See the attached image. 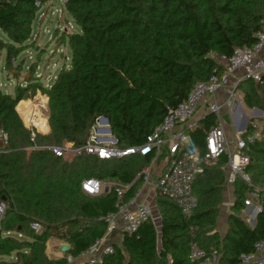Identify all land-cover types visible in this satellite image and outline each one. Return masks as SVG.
Masks as SVG:
<instances>
[{
    "label": "trees",
    "instance_id": "obj_1",
    "mask_svg": "<svg viewBox=\"0 0 264 264\" xmlns=\"http://www.w3.org/2000/svg\"><path fill=\"white\" fill-rule=\"evenodd\" d=\"M47 1L0 0L4 71H11L25 51L36 4L40 7ZM62 7L79 29L67 37L70 65L63 66L46 88L28 81L26 87L16 86L13 96L0 90V131L7 136V145L0 147V206H4L0 257L13 261L0 264H67L66 256L79 258L104 236L102 219L115 212L116 204L113 191L89 197L81 192V182L94 178L133 184L123 199L128 201L140 186L137 176L152 159L101 161L84 154L66 159L47 147H83L100 117L107 119L119 149L141 146L167 110L175 109L198 82L210 77L217 67L210 54L228 57L235 48L250 47L264 18V0H67ZM21 69L19 63L16 70ZM238 88L247 109L262 111L263 126L261 139L248 144L250 163L245 171L252 187L235 182L224 237L214 232L225 185L222 167L227 158L221 157L214 166H204L196 178L197 207L190 219L157 196L160 238L152 221H147L134 233L124 234L119 244H113V252L96 264H198L189 258L191 244L208 258L219 253V264H240L239 256L264 240V85L246 80ZM37 90L47 98L48 132L35 133L31 141V130L24 127L15 107ZM255 122L250 120L248 132ZM215 124L210 114L188 132L200 153L206 132ZM253 188L259 190L261 212L249 227L240 215ZM31 224H38L39 232ZM53 237L70 248L62 259L45 255V244Z\"/></svg>",
    "mask_w": 264,
    "mask_h": 264
},
{
    "label": "built area",
    "instance_id": "obj_2",
    "mask_svg": "<svg viewBox=\"0 0 264 264\" xmlns=\"http://www.w3.org/2000/svg\"><path fill=\"white\" fill-rule=\"evenodd\" d=\"M55 1L60 5H65L67 0ZM38 5L39 3L36 4L37 7ZM254 38L253 45L235 48L228 57L216 53L210 54L217 65L210 77L204 82H198L187 98L175 109H168L161 124L146 137L141 146L119 149L115 145V141H112L114 138L111 133H106L109 126L103 125L102 117H100L95 120L83 147L73 148L72 144H64L62 147H47L56 157H63L67 152H70L73 156L84 154L94 156L101 161L146 156H151L153 160H156L163 152L167 157L165 166L158 175L154 176V179L149 165L142 169L137 176L140 187L128 201L123 199L133 184L121 186L94 178L81 182V192L89 197H97L113 191L116 204L115 212L102 219L106 224L104 236L96 240L77 260H82L83 264L98 263L103 255L113 252V244H119L124 234L130 235L141 224L151 221L152 206L141 199L142 188H152L154 200L157 196L168 199L179 209L185 219H190L197 207L193 184L198 175L202 173L204 166H214L221 157L227 158V163L222 167L226 187L229 186L233 190L236 181L252 187L251 179L245 171L250 163L248 144L261 139L260 124L258 122L252 124L250 132H248L249 124L246 125L242 131L236 132L237 137L231 141V136L224 129L221 117L227 106H231L233 101L239 100L236 98L235 91L240 83L251 80L259 86L264 85V18L261 21V28L255 33ZM231 80L233 81L230 85ZM229 86L231 87L230 93L222 103L218 102L217 98L220 93ZM219 97L221 98V96ZM198 103H201L203 107L208 105L206 113H211L216 121V124L205 134L202 153L188 134L196 125H191V122L196 114L195 109ZM238 106L240 109V104ZM45 118L47 121V116ZM202 118L200 117V119ZM26 128L31 130V141H33L35 133L39 132L33 126ZM6 145L7 136L0 131V147ZM31 150L32 148L27 149L28 152ZM258 193L259 190L256 188L248 193L247 199L243 202L246 208L251 206V200L258 198ZM3 212L4 206H0V217ZM259 212H261V207H254V216L246 214L244 222L251 226V220ZM30 227L36 232L40 230L38 224H31ZM189 258L191 261L208 259L203 251L192 244ZM65 260L67 264H70L75 259L66 256ZM239 261L240 264H264V240L256 242L250 253L241 254Z\"/></svg>",
    "mask_w": 264,
    "mask_h": 264
},
{
    "label": "rangeland",
    "instance_id": "obj_3",
    "mask_svg": "<svg viewBox=\"0 0 264 264\" xmlns=\"http://www.w3.org/2000/svg\"><path fill=\"white\" fill-rule=\"evenodd\" d=\"M59 1V0H58ZM63 5H60L55 0H48L46 3L39 7L36 15V19L32 25L30 39L26 43L25 51L22 52L16 59V62L12 63L11 71H4V61H5V52H0V90L5 92L6 94L14 95V88L16 86L26 87L28 86V81H31L30 84L34 86V84L40 83L43 87H48L52 81L54 80L58 71L63 67H68L70 65V49L68 46V35L72 33L79 32L78 27L75 26L70 16L64 11ZM67 35V36H65ZM65 36V37H64ZM22 64L21 72H17L16 67L18 64ZM33 67V68H32ZM32 68V73H28L27 70ZM32 74V75H31ZM34 74V75H33ZM227 92L230 93L231 87H227ZM235 95L237 99H243V93L239 88L235 91ZM42 98V99H41ZM46 97L41 94L40 91H36L35 95L31 98L27 99L28 101L33 102L37 105L44 117L47 116L46 104L41 106L43 103L42 100ZM25 100V101H27ZM35 100V102H34ZM218 102H223L222 97L217 98ZM24 101V100H23ZM243 101V100H242ZM37 102V103H36ZM242 112L246 115V117L254 120L258 118L260 127L263 116L257 117L254 115V109H247L244 106V103L241 102ZM198 106H201V103H198ZM206 105V110H207ZM228 108V107H227ZM195 109V112H196ZM16 111V110H15ZM17 113V112H16ZM234 112L230 109H227V113L223 114L221 117L222 124L227 134H234L232 129L231 121L233 122V114ZM24 127L26 125L22 120L21 116L17 113ZM255 117V118H254ZM257 121V120H256ZM257 121V122H258ZM103 124V123H102ZM105 125V124H103ZM28 127V126H27ZM164 151V149H163ZM164 154V152H163ZM66 159L72 158V153L67 152L65 155ZM154 179V176H153ZM254 198V197H253ZM222 202L219 207L218 219H228L229 215L232 214V206L235 201V196L233 190L228 186L223 189ZM257 199L254 198L251 200V206L245 208L241 213L240 217L244 220L245 215L251 213L254 210V207L257 206ZM246 200V199H245ZM151 221L154 224L157 235H159L160 229V217L157 208L155 205L152 207V215ZM227 224V221H226ZM218 234V238L222 239L226 233L225 222H221L220 225L216 226L215 231ZM15 238V234H11ZM58 243L65 244V242L58 240L57 238H50L45 244V255L48 259H62L64 257L60 252V246ZM49 247V248H48ZM219 256L216 253H212L210 258L200 259L198 264H219ZM2 261L13 262L11 257H0ZM82 260L75 259L70 264H83Z\"/></svg>",
    "mask_w": 264,
    "mask_h": 264
},
{
    "label": "crops",
    "instance_id": "obj_4",
    "mask_svg": "<svg viewBox=\"0 0 264 264\" xmlns=\"http://www.w3.org/2000/svg\"><path fill=\"white\" fill-rule=\"evenodd\" d=\"M232 81L233 80H231V83H230V85L232 84ZM229 93L227 92V89H224L221 93H220V95L219 96H221L222 97V99L224 100V98H226L227 97V95H228ZM218 96V97H219ZM241 100H243V99H241ZM241 100H238L237 102H235V101H233V104H231V106H227L225 109H224V111H223V113L224 114H226L227 113V109L229 110H231V111H233L234 113V116H233V122L231 121V124H232V129H233V132H234V134H232V135H230L231 136V141H234L235 140V138L237 137V135H236V132H239V131H242L244 128H245V126L246 125H248V123L250 122V120H251V118H249V117H246V115L244 114V112H242V109L240 108L239 109V104H240V107H241V105H242V103L241 102H243V101H241ZM236 104H238V105H236ZM255 110H258V109H254V115L255 116H257V117H260V116H263V113H262V111H260V110H258V111H260V115H257V113L255 112ZM206 107H203V106H198V108L196 109V114H195V116H194V118L192 119V122H191V125H195L199 120H200V117H203L205 114H206ZM255 118V117H254ZM255 121L257 120H259L258 118H255L254 119ZM256 121V122H257ZM258 123H259V121H258ZM242 126H244V128L241 130V127ZM166 162H167V157H166V154H165V152H164V154H162L158 159H156V160H151V162H150V164H149V167H150V169H151V173H152V175L153 176H155V175H158V173L163 169V167L165 166V164H166ZM140 187V186H139ZM138 187V188H139ZM225 188H227L225 185L223 186V189H225ZM153 190H152V188H142L141 189V199L142 200H144V202H146V203H148V204H150L152 207H153V205H154V199H153ZM146 200V201H145ZM254 212V210L251 212V213H249V214H254L253 213ZM251 215V216H252ZM254 216V215H253ZM255 217H256V215H255ZM255 217L253 218V220H251L252 221V225L251 226H249V227H253L254 226V223H255ZM228 219H218V223H217V225H220V223L221 222H225V226L227 225L226 224V221H227ZM60 244L61 243H58V246H60Z\"/></svg>",
    "mask_w": 264,
    "mask_h": 264
},
{
    "label": "bare ground",
    "instance_id": "obj_5",
    "mask_svg": "<svg viewBox=\"0 0 264 264\" xmlns=\"http://www.w3.org/2000/svg\"><path fill=\"white\" fill-rule=\"evenodd\" d=\"M45 101L46 98L42 100L43 103H41V106H44V104H46ZM15 110L21 116L26 127L33 126L41 134H46L48 132L46 118L42 115L39 107L33 102L28 100L20 101L15 107Z\"/></svg>",
    "mask_w": 264,
    "mask_h": 264
},
{
    "label": "water",
    "instance_id": "obj_6",
    "mask_svg": "<svg viewBox=\"0 0 264 264\" xmlns=\"http://www.w3.org/2000/svg\"><path fill=\"white\" fill-rule=\"evenodd\" d=\"M255 112L257 113V115H260V111H258V110H255ZM211 113H206L204 116H207V115H210ZM203 116V117H204ZM201 120V119H200ZM199 120V121H200ZM102 123L103 124H105V125H108V121H107V119L105 118V117H102ZM244 128V126H242L241 127V130ZM106 133H110V130L109 129H107V131H106ZM112 141H115L114 139H112ZM160 238V229H159V235H158V239ZM69 246L65 243V244H62L61 246H60V252H61V254H63V255H65L66 253H68L69 252ZM55 259H57V258H55Z\"/></svg>",
    "mask_w": 264,
    "mask_h": 264
}]
</instances>
